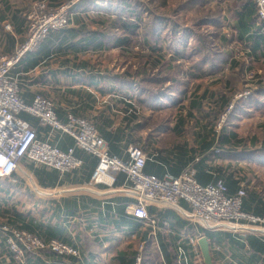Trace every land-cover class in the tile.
Instances as JSON below:
<instances>
[{"label":"crops","instance_id":"crops-1","mask_svg":"<svg viewBox=\"0 0 264 264\" xmlns=\"http://www.w3.org/2000/svg\"><path fill=\"white\" fill-rule=\"evenodd\" d=\"M53 2L49 0L50 7ZM107 3V0H79L70 9L68 25L49 32L34 50L21 57L10 74L19 81V96L23 101L31 103L36 95H41L52 101L59 120L65 121L72 114L92 122L107 147L118 157L127 159L130 144L125 142L128 131L122 107L126 97L134 100L138 95L136 83H127V67H135L136 58L133 52L113 46L112 39L105 34L101 20L109 16L104 11ZM7 6L10 14L8 9L6 19L0 22V55L13 53L26 37L28 1L9 0ZM3 8L0 3V10ZM12 14L18 15L13 18ZM7 24L9 29L5 27ZM257 62L264 65V57ZM183 69L193 74L187 84L188 94L200 95L205 90L207 99L210 92L221 86L219 69L211 72L205 66L195 68L188 63ZM182 103L188 105V100ZM164 106L158 111L144 110L159 128L154 133L159 140L155 146L165 144L161 158L165 156L171 165L179 164V174L192 169L202 184L212 179L226 182L238 179L239 188L245 190V199L251 198L259 207L263 206L264 164L240 160L238 156L243 149L251 151L256 142L252 145L235 129V139L217 148L220 128L215 125V134L208 130L215 116L207 114V105L202 109L191 108L199 121L193 129L184 124L181 130L176 122L184 113L178 115L170 101ZM21 114L24 119L29 118L38 138L61 149L74 146L71 136L40 124L29 113ZM164 118L166 124L161 125ZM147 131H141L140 135L144 137ZM114 135L122 138H113L108 144L106 137ZM137 146H142V140ZM74 154L81 158L82 164L66 173L22 159L11 177L0 178V264H10L7 241L10 233L5 227L14 229L11 225L14 223L22 224L26 227L24 230L42 240L58 239L72 246L77 255L71 256L81 264H131L140 245L142 264H176L180 248L186 253L184 264H205L198 243L203 236L208 241L212 264H264V234L209 231L186 219L179 210L156 201L147 204L153 223L124 215V203L132 199L125 175L120 174L111 185L93 184L90 176L96 157L79 147H75ZM195 163L199 164L197 177ZM146 168V173L159 177L179 175L175 174L174 167L160 160H152ZM179 206L189 209L184 200L179 201ZM258 226L264 227V223ZM38 257L47 263L43 256ZM31 262L35 264V260L28 264Z\"/></svg>","mask_w":264,"mask_h":264},{"label":"trees","instance_id":"trees-1","mask_svg":"<svg viewBox=\"0 0 264 264\" xmlns=\"http://www.w3.org/2000/svg\"><path fill=\"white\" fill-rule=\"evenodd\" d=\"M7 1L9 0H0L4 6L3 10H0V22L6 19L7 10L10 8L7 6ZM53 1L52 6L56 7L67 0ZM107 2L104 11L109 16L107 20L104 18L101 20L104 22L105 34L112 39L113 46L121 49L123 47V50L133 52L136 58L135 67L131 65L127 67L129 77L127 83H136L138 95L134 100L126 97V103L122 107L123 120L128 131L125 142L127 145L137 146L142 140L140 148L147 153L144 165L145 173L147 163L152 160H160L163 164L174 167L175 174H179L181 171L179 164L171 165L165 156L161 158L160 152L166 150L165 144H161L160 147L155 146L159 140L154 136V133L159 128L154 126L151 115H145L144 110L162 109L165 107L166 101H170V104L176 106L178 115L184 113V117H180L176 126L181 125V130L185 124L193 129L194 124H197L199 120L191 108L202 109L205 104L209 108L206 111L207 114L215 116L208 128L215 134L217 119L226 111L233 99L234 85L229 80L221 83L218 89L209 93L207 99L205 90L200 95H193L192 92L188 94L187 84L193 74L183 69L182 62L191 59V55H196L199 57L192 65L195 68L205 66L212 72L215 68H222L231 56L230 69L236 71L239 76L246 68H254L253 64L259 58L264 57V34L260 32L261 22L257 18L254 2L253 0H175L172 3H168V0H147V3L143 4L137 0H107ZM187 11L191 13L189 18H183ZM8 13L10 14V9ZM16 15L18 14H12L11 17L16 18ZM166 28H169L168 45L164 47L162 37ZM224 29H227V32H224ZM102 33L104 32L102 31ZM188 39H192V42L188 43ZM234 40L244 47V57L246 60L248 59V64L245 63V59H235L232 56L233 51L228 50L227 46ZM137 44H139L138 51L134 50V46ZM188 46L193 51L190 55L185 52ZM167 48H172L173 53L167 54ZM131 77L132 79H130ZM259 83L262 84L259 90L254 91L246 99L235 102L229 115L230 121L224 122L219 129L217 148L224 146L231 139H235L237 136L235 128L242 116H251V112L254 110H262L264 113V75ZM185 99L188 100V105L182 103ZM19 116L24 117L21 113ZM26 120L30 121L29 118ZM190 120L191 122H189ZM165 124L166 118L161 120V125ZM259 128L263 135L260 147L251 151L243 149L238 153L240 160L247 159L257 164H264V123H261ZM144 130L148 131L143 137L140 132ZM152 130L154 131L152 132ZM113 138L117 140L122 136L106 137L108 144ZM242 141L243 139L240 138V145H242ZM250 141L254 145L257 138L252 137ZM108 151L117 155L111 148L109 149V145ZM198 163L194 164L196 177L197 172L199 173ZM196 180L201 182L199 176ZM217 181L220 180L212 179L208 183ZM222 181L226 185L228 195L234 194L239 188L240 181L238 179L233 182ZM250 194H254L253 191H250ZM242 210L248 213L252 212L260 217L264 216V205L259 207L251 198L250 200L243 198ZM11 225L17 229L26 228L18 223ZM38 255L43 256L47 263L39 259ZM34 260L35 264H81L74 256L57 254L49 249H42L37 253L25 252L23 263V261L15 260L14 252L10 249V264H28ZM133 261L134 259L131 258V264ZM31 264L33 263L31 262Z\"/></svg>","mask_w":264,"mask_h":264},{"label":"built area","instance_id":"built-area-1","mask_svg":"<svg viewBox=\"0 0 264 264\" xmlns=\"http://www.w3.org/2000/svg\"><path fill=\"white\" fill-rule=\"evenodd\" d=\"M39 1L25 15V39L13 53L0 55V178L11 177L22 159L56 169L60 173L69 172L82 164L81 158L74 154L75 147H79L97 159L90 176L91 183L111 185L120 174L125 175L130 183L132 196L123 205V213L128 217L153 223L147 212V204L156 201L179 210L186 219L209 231L264 234V227L258 226L264 223V218L242 210L244 188L228 195L222 181L201 184L196 180L192 169L163 178L145 173L146 154L140 147L130 145L127 148V159H122L109 153L106 141L92 122L72 114L67 115L65 121L59 120L52 101L41 95H36L31 103L20 98L19 81L10 74L11 68L26 52L34 50L50 31L59 30L68 24V6L75 3V0H68L51 8L52 11L49 12V0ZM253 2L257 18L261 22L260 32L264 34V0ZM5 27L9 29L8 24ZM248 73L253 74V71ZM231 107L230 103L227 109ZM21 112L33 115L42 125L71 136L74 146L61 149L48 140L38 138L31 123L19 116ZM180 200L187 202L189 209L181 208ZM5 229L10 233L7 241L17 261H23L25 252L36 253L42 249L61 255H77L76 249L58 239L45 241L28 230ZM141 252L140 245L133 264H142ZM186 261L185 251L178 249L176 264H184Z\"/></svg>","mask_w":264,"mask_h":264},{"label":"rangeland","instance_id":"rangeland-1","mask_svg":"<svg viewBox=\"0 0 264 264\" xmlns=\"http://www.w3.org/2000/svg\"><path fill=\"white\" fill-rule=\"evenodd\" d=\"M29 7L27 9L26 15L33 10V6L35 5V3L40 2L39 0H27ZM79 0H75V3H77ZM140 1L142 4L143 3H147V0H137ZM175 0H168V3H172ZM68 2L64 1L61 4H64ZM74 3V4H75ZM72 4L71 6H68V10L70 14V9L71 7L74 5ZM49 6V5H48ZM58 7V6H57ZM51 8H55V7H48V11H52ZM191 13H188V11L185 13V16H183V18H186L190 16ZM182 15V14H181ZM172 17V16H171ZM173 18V17H172ZM194 29V28H192ZM224 32H227V29H224ZM164 36L162 37V41H164V47L168 45V39H167V34L169 33V28L164 29L163 32ZM192 42V39H188V43ZM139 44L134 46V50H139ZM169 47V46H168ZM228 50H232V56L235 59H245V63L248 64V59L246 60V58L244 57L245 54H243L244 50L242 47V45L240 43H237L235 40L227 46ZM169 53L173 52L172 48H167ZM141 51V50H140ZM186 53H188V55L192 54V49L190 48V46H188L185 50ZM243 52V53H241ZM192 57V58H191ZM191 59L183 61L182 63L185 65V63H188L189 65H192L193 62L195 61V58L197 59L199 56L196 55H191ZM194 57V58H193ZM231 56L228 58V60L224 63V65L222 66V68H220L219 70H217L218 75H220V79H221V83L226 82L227 80H229L232 85H234V93H233V99H232V107L227 109V111L223 114L219 116L218 122L216 123V127L219 129L221 127V125H223L224 122L227 123V121H230L229 119V115L230 112L235 104V102L237 100H244L246 99L248 96H250L254 91L259 90V88L262 86V84H260L259 82L261 81L262 76L264 75V67L262 65V63L257 62L254 63L253 65L255 66L254 68H246L242 74H240V76L236 73V71H233L230 69V64H229V60H230ZM110 60H112V58H110ZM133 61V60H131ZM136 61V60H135ZM215 71V70H214ZM249 71H253V74L248 73ZM213 72V71H212ZM263 82V81H262ZM252 115L251 116H242L240 120H238V125L236 126L235 129H237L240 133L241 136L246 137V139L250 140L252 136H256L257 141H256V145L255 147H252L251 149H258L260 147V144L262 142V132L259 128V125L261 123H264V113L262 112V110H254L253 112H251ZM233 121V120H232ZM230 127V126H229ZM165 137V136H163ZM257 164V163H256Z\"/></svg>","mask_w":264,"mask_h":264},{"label":"water","instance_id":"water-1","mask_svg":"<svg viewBox=\"0 0 264 264\" xmlns=\"http://www.w3.org/2000/svg\"><path fill=\"white\" fill-rule=\"evenodd\" d=\"M199 246L201 248V252H202V256L204 258V262L205 264H212L211 263V257L209 254V248H208V241L206 239V237H201L198 241Z\"/></svg>","mask_w":264,"mask_h":264}]
</instances>
